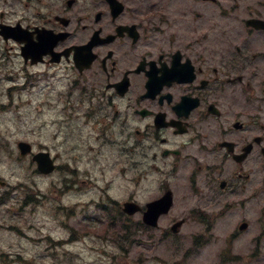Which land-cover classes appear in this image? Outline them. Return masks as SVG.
<instances>
[{
	"label": "flooded vegetation",
	"instance_id": "af4514ba",
	"mask_svg": "<svg viewBox=\"0 0 264 264\" xmlns=\"http://www.w3.org/2000/svg\"><path fill=\"white\" fill-rule=\"evenodd\" d=\"M5 27L47 51L25 66L61 81L59 169L93 184L107 239L137 221L142 257L186 236L217 264H264V0H0ZM127 177L139 190L114 200ZM168 192L169 214L146 225Z\"/></svg>",
	"mask_w": 264,
	"mask_h": 264
},
{
	"label": "rangeland",
	"instance_id": "374dc122",
	"mask_svg": "<svg viewBox=\"0 0 264 264\" xmlns=\"http://www.w3.org/2000/svg\"><path fill=\"white\" fill-rule=\"evenodd\" d=\"M24 68L19 57L0 62V264H110L109 261L101 263L103 258L92 253L93 248H100L97 240L83 237L78 239L79 243L55 244L68 240L70 236L61 224L73 210L63 206L75 207L80 199L86 202L90 195L85 191L79 199L71 188L65 189L64 180L68 177L63 173L42 176L37 173L31 158L19 157V142L30 143L35 152L49 149L53 156L59 152L61 155L63 151L57 126H49L59 119V112L53 101L48 103L52 100L48 92L40 88L12 89L15 85L27 84ZM128 179L116 180L111 190L114 199L122 200V197L131 195L134 184ZM83 211L85 209L78 211L77 207L75 216L79 217L78 222L80 216L85 215ZM131 240L136 242L126 246L131 255L115 257V264L124 261L140 264L136 262L141 255L140 244H137L140 239ZM187 249L188 243L183 239L162 241L161 264H186ZM150 255L152 259L157 256L155 252ZM206 258V253L198 250L188 264H212ZM153 264L159 263L155 261Z\"/></svg>",
	"mask_w": 264,
	"mask_h": 264
},
{
	"label": "water",
	"instance_id": "95a60500",
	"mask_svg": "<svg viewBox=\"0 0 264 264\" xmlns=\"http://www.w3.org/2000/svg\"><path fill=\"white\" fill-rule=\"evenodd\" d=\"M21 151H22V155H26L28 152H30V147L27 144L21 143L19 145ZM46 159H48V156H44V154H40L38 157H36V160H38V162L40 163V170L41 171H45L43 164L46 163Z\"/></svg>",
	"mask_w": 264,
	"mask_h": 264
}]
</instances>
